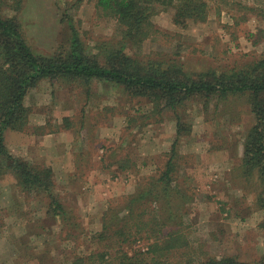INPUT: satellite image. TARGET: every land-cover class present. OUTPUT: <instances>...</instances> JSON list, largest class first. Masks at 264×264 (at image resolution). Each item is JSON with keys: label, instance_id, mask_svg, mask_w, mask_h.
<instances>
[{"label": "rangeland", "instance_id": "obj_1", "mask_svg": "<svg viewBox=\"0 0 264 264\" xmlns=\"http://www.w3.org/2000/svg\"><path fill=\"white\" fill-rule=\"evenodd\" d=\"M3 1L4 14L17 15L29 43L40 54H53L59 39L65 38V11L91 46L119 36L117 21L100 14L96 0H85L75 7V0ZM207 1V20L192 21L186 27L174 23L173 6L154 14V30L138 48L139 55L181 57L189 68L200 71L221 70L235 59H253L264 54V0ZM27 104L33 114L39 110L38 115L45 114L44 131L58 129L65 133L59 139L63 146V141L72 137L68 152L75 163L71 165L83 184L77 186L81 188L79 192L75 190L76 186L70 185L74 174L68 178L67 167L57 163L54 191L74 209L79 220L76 217L74 240H65L59 219L48 214L50 196L22 193L13 173L2 175L0 258L6 264H72L75 255L102 247L94 236L102 229L104 212L111 204L123 203L128 193L156 173L178 138L180 156L176 163L180 166L174 175L177 183L183 184L181 193L187 196L184 228L194 242L191 248L174 252L172 264H186L187 254L200 250L220 257L236 255L246 261L264 255V210L255 203L258 185L249 182L245 190V178L238 171L232 172L243 152V120L248 117L240 115V111L244 114L248 107L245 97L231 98L228 105L218 111L212 106L206 113L201 104H192L183 116L192 130L182 136H178L169 110L148 117L145 112L151 105L144 97L130 96L122 87L97 80H42L30 91ZM66 116L73 125L68 126ZM43 130L32 119L22 132L30 135ZM79 131L76 139L74 135ZM10 141L15 142L13 137ZM106 145L110 147L108 151ZM25 153L21 156L34 160L33 153ZM123 246L130 252L135 247L147 249L141 236H130Z\"/></svg>", "mask_w": 264, "mask_h": 264}, {"label": "trees", "instance_id": "obj_2", "mask_svg": "<svg viewBox=\"0 0 264 264\" xmlns=\"http://www.w3.org/2000/svg\"><path fill=\"white\" fill-rule=\"evenodd\" d=\"M84 1L75 0L73 7ZM3 4L0 0V177L11 172L22 193L49 195L48 214L59 219L65 240L68 237L74 240L73 229L78 227L76 217L77 220L79 217L54 191V168L14 154L7 142L8 131L28 129L32 110L27 97L42 80L49 83L97 80L122 87L126 94L148 100L151 105L145 112L148 117L169 110L178 136L192 130L183 119L192 104H201L206 113L212 106L218 111L231 98L245 97L248 107L244 114L240 111V115L248 117L247 121L242 117L246 126L243 152L232 172L238 171L245 178V190L249 182L258 185L255 203L264 210V54L253 59H235L221 70L200 71L189 68L181 57L139 55L138 48L154 30V14L173 6L174 23L186 27L192 21L207 20V0H96L100 14L117 21L119 36L91 46L71 14L65 11L62 23L67 24L66 35L59 39L51 55L40 54L33 48L22 22L16 14H4ZM69 118L64 117L68 126L73 125ZM80 133H75L77 138ZM178 145L179 138L173 141L164 165L157 167L156 173L139 183L123 198V203L111 204L104 212L102 229L94 236L103 246L75 255L72 264H172L174 252L192 247L194 241L184 228L187 196L181 193L183 184L177 183L174 175L180 166L176 163L180 156ZM109 149L107 146L106 151ZM119 166L124 168L125 164ZM130 236H141L147 249L135 247L131 252L125 249L123 245ZM0 264L6 263L0 258ZM186 264H264V255L246 261L236 255L220 257L200 250L189 252Z\"/></svg>", "mask_w": 264, "mask_h": 264}, {"label": "crops", "instance_id": "obj_3", "mask_svg": "<svg viewBox=\"0 0 264 264\" xmlns=\"http://www.w3.org/2000/svg\"><path fill=\"white\" fill-rule=\"evenodd\" d=\"M40 112L41 110L38 111V113ZM38 113H32L31 122L32 119H35L36 126H40L43 130L45 128L44 125L46 124V122L44 121L46 117L44 113H41L40 115H38ZM64 134L65 133H63V131L62 133L58 132V129H54V131L53 129L47 130L43 133H36V131H34V133L30 135L22 131L10 130L7 132V142L8 146L10 147V150L17 155H26L25 152L28 151L31 152V154L33 153V155H35L33 161H36L37 163H49V165L52 166L54 169H56L57 163H64V165L67 167L66 174H68L69 178L70 174H74V168L71 164L75 162H73L71 154L68 152L70 151V147L72 145V137L69 138L67 142L63 141L66 149L62 145V142H59V139H61ZM11 137L14 138V143L10 141ZM74 137L77 139L76 134L74 135ZM68 167H71V169H68ZM82 184L83 182L78 181V178L75 177L74 174V179L70 181V185H73L72 187L76 186V188L74 189L78 190L79 192L81 188L78 189L77 186Z\"/></svg>", "mask_w": 264, "mask_h": 264}]
</instances>
